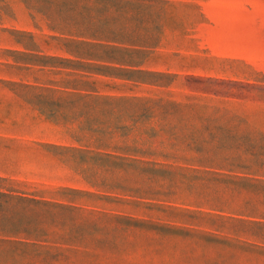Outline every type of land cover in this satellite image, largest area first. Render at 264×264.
Segmentation results:
<instances>
[{
	"label": "rangeland",
	"instance_id": "374dc122",
	"mask_svg": "<svg viewBox=\"0 0 264 264\" xmlns=\"http://www.w3.org/2000/svg\"><path fill=\"white\" fill-rule=\"evenodd\" d=\"M0 264H264V0H0Z\"/></svg>",
	"mask_w": 264,
	"mask_h": 264
}]
</instances>
